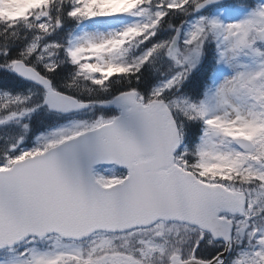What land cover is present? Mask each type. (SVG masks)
<instances>
[{
    "label": "snow or ice",
    "instance_id": "snow-or-ice-1",
    "mask_svg": "<svg viewBox=\"0 0 264 264\" xmlns=\"http://www.w3.org/2000/svg\"><path fill=\"white\" fill-rule=\"evenodd\" d=\"M0 264H264V0H0Z\"/></svg>",
    "mask_w": 264,
    "mask_h": 264
}]
</instances>
